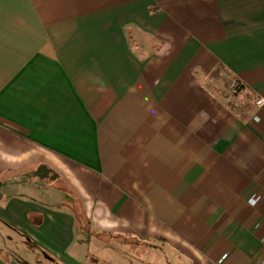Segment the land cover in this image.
<instances>
[{"label": "crops", "instance_id": "crops-1", "mask_svg": "<svg viewBox=\"0 0 264 264\" xmlns=\"http://www.w3.org/2000/svg\"><path fill=\"white\" fill-rule=\"evenodd\" d=\"M261 97L264 0H0V264H259Z\"/></svg>", "mask_w": 264, "mask_h": 264}, {"label": "rangeland", "instance_id": "rangeland-1", "mask_svg": "<svg viewBox=\"0 0 264 264\" xmlns=\"http://www.w3.org/2000/svg\"><path fill=\"white\" fill-rule=\"evenodd\" d=\"M96 239H97V236L94 235L93 236L94 242L90 243L93 246V248L96 247V245H95L97 243ZM111 246L114 247L115 249L110 247V249L108 251L103 252V253H94L93 249H92L91 255H90L91 258L95 259V256H99V257L101 256L102 260L113 261V264H114V262H116V264H128L126 262L127 261L126 260V254H127L126 253V251H127L126 246L125 245H124V247H122L120 245L117 246L116 243L111 245ZM130 246L133 247V249H131L133 251H132V253H128V254L138 256L139 258L142 259L141 263H143V264H151L150 261L151 262L153 261L152 264H164V261H167L168 264H176V261L172 260V254L173 253H170V250L167 247H164V249H163L166 251V253H165V251H163V252L157 251L155 248L152 249L151 247H149V248L147 247V249H145L144 247H146V246H144L143 244L141 245L140 248L137 246H133V245H130ZM120 247H122V248H120ZM121 251H123V253H121ZM130 251H128V252H130ZM78 254L82 255V253H78ZM121 254H122V256L125 255V257L119 258V256H121ZM101 257L99 259H101ZM152 258H154V259H152ZM96 264H98V263H96ZM133 264H136V260H134Z\"/></svg>", "mask_w": 264, "mask_h": 264}, {"label": "built area", "instance_id": "built-area-1", "mask_svg": "<svg viewBox=\"0 0 264 264\" xmlns=\"http://www.w3.org/2000/svg\"><path fill=\"white\" fill-rule=\"evenodd\" d=\"M246 90H247V85L245 84V82L243 80H241L239 78L231 79V81L228 84V91L230 93V96L245 93ZM256 103L260 106L263 105L264 104V98L261 97V98L257 99ZM259 198H260L259 196L253 197L250 200V202L252 204H256L258 202ZM259 264H264V255H262L259 258Z\"/></svg>", "mask_w": 264, "mask_h": 264}]
</instances>
